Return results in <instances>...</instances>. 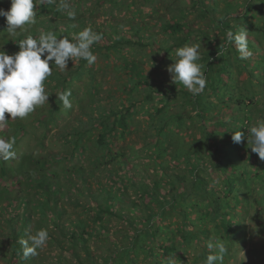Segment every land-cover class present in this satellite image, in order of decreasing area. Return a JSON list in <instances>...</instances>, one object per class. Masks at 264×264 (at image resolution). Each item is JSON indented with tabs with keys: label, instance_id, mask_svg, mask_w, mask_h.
Wrapping results in <instances>:
<instances>
[{
	"label": "trees",
	"instance_id": "1",
	"mask_svg": "<svg viewBox=\"0 0 264 264\" xmlns=\"http://www.w3.org/2000/svg\"><path fill=\"white\" fill-rule=\"evenodd\" d=\"M189 1L191 5L188 11L186 8L183 10L180 8L179 14H171L168 18L156 12L157 7L151 6L153 14L151 19L155 26L151 24L152 21L147 23L143 19L136 20V14L141 12L144 3L138 4L132 1L131 4H127L124 0H68L76 11V19L68 20L65 14L56 11L59 0L53 3L44 2L39 3L35 9L37 24L28 32L18 34L16 37L8 36L7 32L3 35L5 41L0 50H19L17 45L19 41L29 34L38 36L39 29L45 32L55 30L59 38L61 35L71 37L84 27H91L104 35L101 42L93 45V53L103 62L114 64V69L121 73L119 79L123 85L120 87L123 96L117 100L120 107L109 106V110L100 109L94 120L87 119L91 128L81 131V136H84L90 130L99 129L98 136L93 141V148L97 151L103 150V161L107 164L105 169L112 183L108 188L111 187L118 192L119 197H115L107 189L91 194L86 208L94 205L95 212L90 210L88 218L81 217L65 229V236L69 241L68 244L71 245L68 247H72L68 249L72 263L74 259L77 264H170V262L186 264L188 249L193 247L194 242H197L202 257L206 259L207 255L215 253L214 248H208L209 242L215 243L217 239L223 240L238 235L240 224L234 220V209L241 205L251 207V201L244 200V197L241 200L238 192L240 188L237 186L239 181L244 180L247 185L251 181L255 184L264 183V172L261 171L264 168L263 162L259 161L258 155L247 147V139L245 138L240 144L232 140L234 131L244 130L246 134V128L254 122L251 117L254 101L259 93L264 95L262 78L264 58L263 54L257 55L263 44L262 40L258 39L257 26L264 24V0H245L243 3L222 0L223 7H219L215 1L212 3L213 0ZM131 5L137 7L133 18L123 17L111 21L113 13L122 7L128 9ZM167 9L173 11L171 6H167ZM191 14L193 17H190ZM260 19L263 20L261 24ZM241 28H245L247 32L249 30V35L254 36L253 40L247 36L248 48L252 55L246 60L239 58L235 45H228L226 39L227 31L237 32ZM192 44L200 45L199 62L204 65L203 70L208 81L205 90L196 96L182 85L176 86L171 81V76L168 78L166 74L167 67L174 62L172 59L176 58L175 50ZM219 52L223 53L222 56L218 55ZM79 61L81 69L90 66L87 61ZM146 65H151L150 69L147 70ZM162 67H165L166 71L161 74L158 70ZM237 71L245 76L246 82L253 86L254 90H250L248 95L241 94L235 99L231 97V103L225 102L227 106L224 112L220 110L216 113L211 112L208 90L212 91L211 95L218 98L217 95L227 88L228 80L235 82ZM72 76L70 74L67 77L55 72L46 81L54 83L55 89L63 90L68 87ZM255 87L258 88V92L255 91ZM97 92L98 88L94 94ZM140 94L144 95V98L136 99ZM174 99H180V105L186 111L184 109V112L168 115L165 111L166 106ZM147 104L152 106L147 108L145 106ZM137 110L147 114L153 111L151 117L158 118V123L154 126L157 131L154 147H157L159 157L162 151V147H159L161 143L174 141L179 136L178 133L167 137L169 134L167 131L172 130L173 127L183 130L188 126H196L201 131L202 144L196 142L193 153L197 160L193 161L194 157L186 158L182 174L168 177L166 194L162 192L158 181L152 185L147 183L138 185L129 174L130 161L127 154L120 150L115 151L117 137L123 139L129 134ZM233 111L240 113L233 115ZM61 118V113L48 110L39 123L50 128V125L56 124ZM17 128L22 129V127ZM8 138L19 140L16 134L9 135L6 139ZM84 139L69 142V145L73 146V150L69 153L71 158L68 156L55 158L56 160H35L30 156H24L17 167L5 166V162H1L0 198L1 202L3 199L5 202L9 201L10 206L7 210L8 218L4 219L6 229L1 234L7 238V249L10 250L8 264H24L27 261L23 256V246L20 241L28 239L38 229L37 226H32L30 232L29 211L32 212L36 208L34 214H43L51 226L56 229L63 227L61 218L65 212L56 201L59 186H55L52 182L54 172L50 170L56 161L74 162L75 169L78 170L77 174L81 176L82 186L85 189L90 188L91 184L87 180L90 177L94 178L96 172L91 170L85 175L86 166L84 164L81 166V162L91 158V155L86 154L88 146L80 150V144ZM238 148L246 150L245 162L250 163L252 167L243 165L244 158L236 156ZM202 153L215 155V159L210 160L211 165L205 164L208 160ZM174 156L177 159L182 157L177 156V153ZM109 159H112L111 163H108ZM98 164H100L99 158L91 163V166ZM34 175H37L36 179L30 178ZM220 180L222 183H218ZM115 186H120L119 191L114 188ZM130 187L137 191L139 200H132L126 205L129 209L139 212L137 218L121 204L127 203L126 197L129 198L130 195L127 193L123 197L119 192H128ZM32 189L39 191L37 195L45 196L43 203L37 205V196H31L29 199V192ZM252 191L253 188L249 191L250 200ZM79 197L75 195L72 199L77 201ZM193 200L196 202H192ZM190 202L196 204L194 209L190 208ZM77 203L80 205L79 202ZM258 206V212L264 213L263 199L258 202ZM93 214L96 218L90 220L89 216ZM173 215L182 219L181 223L176 225L170 222L164 225V222ZM193 215L195 216L192 217ZM17 218H20V224L14 223V219ZM112 218L127 223L129 227L128 231L117 239L110 236L111 226L105 222ZM190 224L199 227L210 224V229L202 227L196 231L190 228ZM97 240L99 245H96ZM90 241L95 244L94 250H91ZM28 261L30 264L32 259Z\"/></svg>",
	"mask_w": 264,
	"mask_h": 264
},
{
	"label": "rangeland",
	"instance_id": "2",
	"mask_svg": "<svg viewBox=\"0 0 264 264\" xmlns=\"http://www.w3.org/2000/svg\"><path fill=\"white\" fill-rule=\"evenodd\" d=\"M124 1L127 4H131L132 1L138 4L144 3V7H141V12L136 14V20L143 19L146 20L147 23H150L153 20L151 19L153 17L151 6H154L155 8L157 7L156 12H159L160 15L168 18L171 14H179V12H181L180 8H182V10L186 8L188 11L191 5L189 0ZM214 1L217 2L219 7L224 6L222 0H213L212 3H215ZM232 1L233 3H243L245 0ZM9 4L10 0H0V9H9ZM167 6L173 7V11L170 12L167 9ZM136 12L137 7L135 5L129 6L128 9L122 7L116 13L112 14L111 21L113 22L114 19L118 20L123 17L133 18V13ZM190 17H193L192 14ZM259 23H263V20L260 19ZM151 24H153V26L156 25L153 21ZM58 25L59 24H57V26ZM7 26L6 18L0 16V48L3 47V42L5 41L3 39V35L7 32ZM257 30L258 39H261L263 43L257 52V55L263 54L264 58V24L261 26L258 25ZM248 32L250 31L248 30ZM248 32L247 36L253 40L254 36H250ZM5 51H7L9 54H13L19 50L5 49ZM150 67L151 65H146L147 70L150 69ZM114 68V64L111 62L109 64L107 62H103L98 57L94 64L84 67L83 69H81L79 60L75 63V65L70 60L68 69H66L63 73L54 67L53 74L55 72H59L60 74L67 77L70 74L73 75L72 79L69 80V84L67 85L68 87L63 89L71 90L72 95L70 100L72 107L70 109H64L62 103L56 97V93L63 90L55 89L54 83L45 81V89L49 95V101L43 106L38 107L36 111L30 114V116L26 119L10 120L8 121L7 127L3 130H0V137L5 139L9 135L13 134L19 136V140L15 141L14 145L16 158L8 161L0 160V165L1 162H5V166L13 165L17 167L18 163H20L24 156H30L35 160H49L55 158L61 159L68 156L71 158L69 153L73 150V146H70L69 142L85 138L83 143L80 144V150L88 146L86 154L89 156L91 155V158L89 160L85 159L83 163L81 162V166L83 164L86 166V169H84L85 175H88L87 173H89L91 170L96 172L94 178L90 177L89 180H87V182L91 184L90 188L85 189L81 184V176L77 174L78 170L75 169L74 162H64V160H58L55 162L53 168H50V170L54 172L52 176V182L55 186H59V192L56 195V201H58L59 207L65 212L61 218V224L63 227L56 229L55 227L51 226L43 214H34L36 208L33 209L32 212L29 211L28 217L31 220V225H29L30 232H32V226H37V230L46 229L50 235L47 244L42 249H38L39 254L37 256L28 257L24 264H28V260L31 259L32 262H30V264H71V254L68 249H72V247H68L71 245L68 244L69 241L65 236V229L70 227L72 222H76V220L81 217L88 218L90 210L95 212L94 210H96V208L94 205L89 206L88 209L86 208V205L90 201L91 194L100 193L107 189L112 195L117 198L119 197L118 192H116L111 187L108 188V185L112 183H110L111 177L108 175V172L105 169V165L107 164H105L103 161V150L97 151L93 148V141L96 140L99 129L90 130L86 135L81 136V131L91 128V124H88L87 119L93 118L94 120L97 112H99L100 109L109 110V106L111 108L120 107L117 100L121 99L123 96L120 89V87L123 85L121 79H119L121 73L116 71ZM164 70L165 67H162V69L158 70V72L162 74ZM166 74L168 78L171 76L169 72H166ZM262 78L264 79V75H262ZM259 79L260 77L256 80V83ZM97 88L98 92L97 94H94ZM253 88V86L246 82L245 76L241 74V72L238 73L237 71L235 82L232 83L230 80H228L227 88L224 90V92L220 93V95H217L218 98L215 95H211L212 91L208 90V93L210 94L209 104L212 107L211 112L215 111L216 113L219 110L220 112H224L227 106L225 105V102L231 103V97L235 99L241 94L248 95L249 91ZM255 88V91L258 92V88ZM112 94H114L113 97ZM143 98L144 95L141 94L136 96V99L138 100H142ZM108 99L111 101H108ZM212 105H214V107ZM145 106L149 108L152 105L147 104ZM184 109L185 108H182L180 105V99H174L169 102V105L166 106L165 111L168 115H174L179 111L184 112ZM48 110L56 111L59 114L61 113L62 117L61 119H58L56 124L50 125V128H47L39 123V120L47 114ZM252 110V120H264V95L262 96L261 93H259V95L256 97ZM141 111L142 110H137L135 117L131 122V131L129 134L123 139L117 137L115 151L120 150V152L127 154L128 161H130L129 174L138 185L142 183L152 185L154 182L158 181L161 184L162 192L166 194L169 183L168 177H174L175 175L182 174L185 169L183 166L185 164L184 161L186 158L194 157L193 161L197 160L195 159V155L193 153L196 142L198 144H202L200 140L202 134L200 129L196 126H188L183 128V130L173 127L172 130L167 131V133H169L167 137L176 135L178 133L179 136L175 138L174 141L166 143L163 141L161 143L162 146L160 145L159 147H162V151L159 154L161 155L159 157L157 154V147H154L155 138L157 135V131L155 130L154 126L158 123V118L151 117L153 111H149L151 114L144 112L141 113ZM187 113L189 112L187 111ZM234 113L239 115L240 112L233 111L232 114L234 115ZM5 115L6 118H10V114L6 113ZM17 127H22V129L20 130ZM175 152L177 153V156L181 155L182 157L177 159L174 156L176 154ZM75 154H77V152ZM202 154H205L204 157L208 160L205 164L211 165L212 162L210 160L212 158L213 161L215 159V155H208V153ZM236 156L244 158V162L242 161L243 165L252 167L250 163L245 162L247 154L244 148H238V153ZM98 158L100 160V164L91 166V163H93ZM81 159H83V157ZM111 160L112 159H109L108 163H111ZM259 161L261 160L259 159ZM261 162H263L262 165L264 166V161ZM261 171L264 172V168H262ZM36 177L37 175H34L30 178L36 179ZM86 177L88 178L89 176ZM1 179L2 175L0 172V182ZM207 180H209V178ZM218 183H222L221 180ZM98 184L106 186L107 188H102V186L99 187ZM7 185H9V183ZM237 186L240 188V191L238 192L240 193L241 200L244 197V200L251 201V207L248 208V205H241L235 208L233 211L235 214L234 220L239 222L240 229L238 231V235L235 237L222 240L228 248V251L224 256L223 264H264V213L258 212V202L262 199L264 201V183L255 184L253 181H251L247 185L244 180H241ZM81 187L82 190L80 191ZM114 188L119 191L120 186H115ZM252 188L253 195L252 199L250 200L251 192L249 191H251ZM38 192L39 191H37V189H32L29 192V199H31V196L38 197L37 205L45 201V196L37 195ZM119 193H121L123 197L127 193L130 195L129 198L126 197L127 203L122 202L121 204L125 205V210L137 218L139 212L129 209L126 205L132 200H139L137 191L130 187L128 192ZM75 195L80 196L79 200L75 201L72 199V197ZM11 196L13 197V194ZM126 200L124 199V201ZM77 202H79L80 205H78ZM192 202H196V200H193ZM195 206L196 204L190 202V208L194 209ZM9 208V201L5 202V199H3L1 202L0 198V264H8L10 258V250L7 249V238L1 235L2 232H4V229H6L4 219L8 218L7 210H9ZM193 209L190 210L191 212L195 213ZM194 216L195 215L192 217ZM95 218V214L89 216L90 220H95ZM181 221L182 219L180 220L177 217L175 218V215H173L172 218L169 217L164 222V225H167L170 222L176 223V225H178V223H181ZM15 222L20 224V218L14 219V223ZM105 222L111 226L110 236L114 239L120 238V236H123L129 229L127 223L121 221L119 222L115 218L110 220L107 219ZM209 225L206 224L199 227L190 224V228L198 231L202 227L210 229ZM196 243L197 242H194L193 247L188 249V259L186 264H205L206 259L202 257L201 249L198 247V245H196ZM89 244H91V250H94L95 244L92 241H90ZM96 245H99V240L96 241ZM72 264H77V262L73 259Z\"/></svg>",
	"mask_w": 264,
	"mask_h": 264
},
{
	"label": "clouds",
	"instance_id": "3",
	"mask_svg": "<svg viewBox=\"0 0 264 264\" xmlns=\"http://www.w3.org/2000/svg\"><path fill=\"white\" fill-rule=\"evenodd\" d=\"M44 2L53 3L55 0H10L9 9H0V16L6 18L8 36L16 37L36 25L35 9L39 3ZM56 11L65 14L68 20L76 19V11L68 0H59ZM38 31V36L29 34L16 43L19 47L18 52L9 54L5 50L0 51V130L5 129L10 120L26 119L38 107L49 101L45 81L53 74L54 67L63 73L68 69L70 60L74 65L78 60L87 61L88 65L94 64L97 56L93 53L92 47L104 39L103 33L96 32L91 27H84L71 37L61 35L59 38L55 30ZM226 39L228 45H235L241 60L251 57L245 28L237 32L227 31ZM199 49V44L177 48L176 58L172 59L174 62L167 67L171 81L176 86L182 85L194 96L202 93L208 83L203 70L204 65L199 62L201 60ZM222 54L218 53L219 56ZM71 95L70 89L56 93L64 109L72 107ZM6 113L10 114L11 119L6 118ZM246 130V134L244 130L234 131L233 142L240 144L246 138L247 147L264 161V120L254 121ZM14 145V138L0 137V160L16 158ZM48 239L49 233L46 229H39L28 239H22L20 244L23 246L24 258L37 256L38 249H42ZM208 248H214L215 253L207 255L205 264H223L228 251L226 244L217 239L215 243L209 242Z\"/></svg>",
	"mask_w": 264,
	"mask_h": 264
}]
</instances>
